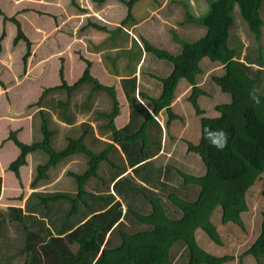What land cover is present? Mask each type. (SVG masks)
<instances>
[{
  "label": "trees",
  "instance_id": "16d2710c",
  "mask_svg": "<svg viewBox=\"0 0 264 264\" xmlns=\"http://www.w3.org/2000/svg\"><path fill=\"white\" fill-rule=\"evenodd\" d=\"M10 1L15 5L12 12L4 10L0 0V60L3 66L10 70L9 67L13 65L11 52L8 50L9 54L4 53V49L6 50V25L13 23L15 34L9 48L13 50V47L22 41L25 50L21 56V65L27 67V63L34 58L35 65L41 66L44 58L47 56L51 58L52 53L46 54L43 58L36 56L42 42H34L30 39L19 17V14L33 13L31 11L33 9H28V6L20 3L21 0ZM71 1L73 3V0ZM117 1L126 6V11L111 33H123L125 29L127 36L130 35V38L136 42L135 34L130 32V27L134 26L130 20L133 19L132 5L137 0ZM178 1H181L186 9L184 18L187 21L183 26L195 20L205 30L192 42L184 41L185 35L181 37L177 31L173 30L174 42L180 44V49L176 50V53L157 48L145 38L140 37L145 52L168 63V73L158 78V87H153L152 95L137 88L135 77L121 79L130 107L127 124L122 127L115 126L114 118L119 112L115 89L99 83L92 77L89 70L90 61L80 56L85 66L74 83L68 84L65 81L64 66L61 63L58 69L59 83L40 87V95L30 104L41 113V140L33 141L31 135L30 142H25L21 139H27V134L24 137L21 133L19 138L17 129L4 127L2 133L0 132V143L10 141L18 149L16 156L3 169L9 173L7 178V182H10L9 186L13 187V182L10 180L12 178V180L15 179L18 187V192L11 195L6 193L10 196L9 201L15 202L5 205H22L26 196L20 167L28 164V155L33 151H44L47 159L43 164L36 165V175L32 181H29L30 188L35 186L37 180L46 176L47 168L72 153L82 152L81 157L87 160V166L82 173L66 171L76 184L77 193L74 197L66 193L55 192L43 195L36 193L37 197L45 203V207L47 202L54 200L68 199L70 202L65 203L63 221L54 209L46 207L41 210V213L62 236L49 237L44 242L41 239L46 236L40 233L41 225L36 233L29 229L26 231L28 252L29 249H35L33 244H37L39 240L45 243L41 246V248L44 247V262L38 260L37 256L31 255L28 264H45L48 261L58 262L57 264H91L97 253H99L98 257L93 264H176V258L179 256H175V252L171 250L175 244L179 243L186 249L187 256L182 263L177 264H223L237 255L235 252L214 254L205 251L199 247L194 235L198 233V230H203L211 241L222 245L223 241L216 228L218 226L210 221V215L217 207L220 209L222 223L231 221L243 229L240 213L247 207L245 192L254 183L256 177L264 173V92L259 93L255 89L257 82L261 81L260 74L264 75V69L261 68L264 66L261 43L264 0H208L205 11L197 16L188 10L187 2ZM170 2L169 0L170 10L172 7H178L170 6ZM262 6L263 10H260ZM236 8L248 30L253 34V40L257 45L258 55L255 62L260 67L255 70L250 64L252 61L239 60L240 49L236 45H230V40H233L230 30L235 19L233 11ZM174 11L175 9L173 13ZM87 24L97 30L109 31L103 25L90 21ZM135 52L134 54L139 57L141 48ZM204 58H207L210 63L208 68H213L216 64V68L223 70L221 74L213 75L211 78L216 87L228 94L230 99L228 102L215 106L218 115L199 117V139L197 143H193V140L185 138L182 134L172 132L173 122L183 118V115L174 112L171 102L175 96L174 90L178 81L184 78L190 84L187 99L194 107L196 114L203 113L198 96L204 91L196 84V77L198 78L202 73L203 68L199 62ZM38 59H42V62H38ZM26 71H23L24 75ZM11 74H15L12 76L13 80L18 79L16 68ZM25 80H28L27 75L20 84L14 81L13 87L8 85L10 81L4 82L6 84L4 87L3 81L0 80V93L5 96V100L0 103L7 101L12 104L14 99H11L10 91L22 85ZM84 83H90L93 90L106 92L111 101V108L108 111L95 110L89 96L84 101L73 100V103L70 100V93ZM47 92H52L51 95L62 94L60 99L54 96L55 98L47 103L48 108L55 109L56 114L61 116L60 119L71 121L72 118L68 117L69 108L74 109V118L78 117L77 113H89L96 119V131L106 135L110 141H104L93 135L91 125L82 123L77 127L80 130L79 136L68 137L63 149H54L50 142L54 129L47 127L45 116L39 107V104L42 106L41 99ZM23 110L25 111L17 115L22 117L17 119V122L27 119L28 109ZM205 128L225 131L227 142L222 150L209 145L203 134ZM84 136L89 143L83 142ZM179 153L184 157H189V153L199 155L204 173L197 176L189 173L191 168L187 167L182 159L179 165H176ZM147 164H152L153 169H149ZM180 166L186 167L188 171L179 169ZM177 175L179 180L175 179ZM1 180L0 176L2 184ZM111 181L116 195L107 192ZM84 184L101 187V191L106 193L98 192L94 195L88 192L89 196L84 199L85 197H82L86 194ZM187 184L198 187L194 198L190 197L191 190L184 188ZM262 192L264 193V186ZM17 201L22 202L17 203ZM100 208L103 210L97 211ZM15 210L19 211V208L0 206V219L3 216L11 217ZM122 210H124L123 213ZM78 212H81V216L76 222L77 226L72 227L75 221L70 217ZM84 217H86L85 220H83ZM44 231L49 232L47 228ZM107 233L108 236L104 240ZM237 238L233 236L228 241L232 243L237 241ZM248 254L252 255L258 264L264 260V211L261 213L260 232L255 235L248 247L239 251L237 258L241 260Z\"/></svg>",
  "mask_w": 264,
  "mask_h": 264
},
{
  "label": "rangeland",
  "instance_id": "374dc122",
  "mask_svg": "<svg viewBox=\"0 0 264 264\" xmlns=\"http://www.w3.org/2000/svg\"><path fill=\"white\" fill-rule=\"evenodd\" d=\"M64 1L65 0H21V2H20V3H23V5L28 6V9H33V10H31L33 13H28V15L19 14V17H21V21H22V24L25 28L26 33L30 35L29 36L30 39L33 40L34 42H36L43 37V33H47V38L38 47V50L36 52V56L37 57L42 56V58H43L46 54H49V53H52V56H51V58H50V56L49 57L47 56L46 58H44L41 66L35 65L36 59H34V58H31L29 63H27V67H26V65H21V56L25 50V45L22 41H20L16 46L13 47V50H11V47L9 48L12 37L15 34V25L13 23H7V25H6L7 39L5 42L6 50L4 49V53H7L8 50H9V52H11L13 65H12V67H9L10 68V70H9V69L5 68V66H3L2 61L0 60V80H3L4 87H6L5 83H8L9 81L10 82L8 83V85L10 87H13L15 85V83L20 84L22 82L21 80L24 78L25 75H27V77H28V80H25V82L22 85L17 86V89H15V90L12 89L10 91V96H11V99H14V100H12V102H13V105H15L16 109H28V107H25V106L28 105L29 102H32L38 98V96L40 95L39 94V88L40 87L55 85L59 82V76H58L59 65L61 63H64L65 59H68V62H69V64L67 65V68L70 67V73H69L68 77L71 80H73L76 76H78L82 66L85 64L84 61L81 58H79L80 56L84 59H90L91 61H93V59H94L95 60L94 69H96L95 66L98 65V62L100 63V59H99V52H95V51L105 48V46H104L105 43H102V42L105 40H108V37L106 36V34H103L99 31H94V30L90 29L86 20L88 19L91 22L92 21L95 22L96 24H99V25L101 24V25L105 26L107 29L108 28L113 29L115 27V25H118V23L120 22V20L124 16V14H122V15L119 14L120 8L118 5V2L116 1V3L109 4L108 7L104 8V9H100L97 16H87V17L81 16V18L79 16H70L69 18H67L65 20L64 28L66 27L67 23L70 22L69 24L71 25L72 21L77 22L80 19L81 23L83 24V27H87L85 29L88 31V33L85 34L86 39H92L94 42H98L99 45L101 44L98 47L99 49H94L93 46H91L92 43H94V42H90L89 49L91 51L87 50V51L82 52L81 51L82 49L79 45V41L78 42H76V41L72 42V39L73 38H79L81 36V33L84 31H82V32L79 30L74 31V34L72 35V37L69 38V36L67 37L65 33H61V32H58V31L53 29L54 24H55L54 21L56 22L55 16L59 15L61 12H63L62 8L67 6L66 2L64 4ZM88 1L89 0H81V2H83V3L88 2ZM160 1H162V0H160ZM160 1L159 0H140L139 7L135 8L134 11H132V12L135 15L144 14V16H146V14L148 13L147 7L151 3L158 4ZM170 1H171L170 6L175 5L178 7H176V8L172 7L171 8L172 10L175 9V11H174V13H172L170 15L169 18L173 22L175 20H182V23L184 24V22L187 21V19L184 18V15H186L185 14V12H186L185 6L183 5V3L181 1H178V0H170ZM182 1L188 2V0H182ZM81 2H79V3H81ZM192 2H193V0H192ZM207 2H208V0H202V6L198 10L199 14L202 13L203 11H205L206 6H207ZM199 3H201V2H199ZM1 4H2L3 9L7 10L8 12H12L15 8V5L10 0H1ZM70 5H71V3H70ZM86 8H87L86 11L89 12V14L91 13L92 9H98L97 6H92L91 3L89 6H86ZM124 8L126 11V6ZM163 10H164V8L161 11H158L157 13H159V15L162 14V15L166 16V12L165 11L163 12ZM260 10H263V6L261 7ZM42 11L46 12L49 16L47 17V16L36 14L37 12H39V14H40ZM50 16H52V17H50ZM233 17L235 19L232 23L231 30H230L231 31V37L233 36V40L232 39L230 40V45H236L241 51V54H240L238 59L241 61L242 60L243 61H252L250 64L252 66V69L255 70V69L259 68L260 66H258L255 62L256 57L258 55V49H257V45L255 44V41L253 40V37H252L253 34H251L250 31L248 30L246 23L240 17V14H239L237 8L235 11H233ZM99 21H102L103 23L99 22ZM191 22H193V23H191ZM145 23H143V25H145ZM36 27H39V29H36ZM262 28L264 29V26ZM184 29H185V31L182 34V28L177 27V30H178L177 32L179 33V35L181 37H183L185 35L183 37L184 38L183 40L189 41V42L195 41L196 38H198L205 30V28L203 26H201L200 23H197L195 20L187 22L184 25ZM89 30H92V31H89ZM169 30L171 31V29H169ZM38 31H40V32H38ZM65 32L69 35L72 34L70 31H65ZM144 32H148V33H144V34L147 35L149 37V39H151L154 43L162 42L160 44V46H162V47H169L170 48V45L173 44V42H171V40L166 41L167 38L170 37L171 34H173V31L170 34H168L167 31L165 30V28H159L158 33L156 31H152L154 33H151L149 29H147V31H144ZM125 34L127 35V32L124 29L123 35H125ZM116 35L121 37L120 39L125 38V36H123L121 34V32L116 33ZM105 36L107 37L106 39H105ZM131 36H133V35H131ZM81 39L84 41L85 37H83ZM261 41H262L261 43L263 44L262 54L264 57V37L262 38ZM176 50L171 51V52L176 53L177 52ZM9 52L7 54H9ZM5 55L6 54H4V56ZM245 55H246V58H245ZM127 62L128 61H126V59L124 57L118 58V64H120L119 69L122 72H126L128 74L129 70L126 68ZM199 63L203 69H202V73L198 76V78L196 77V84L199 85V87H201V89H203V91H204V93H202L198 96L199 106H200V108L203 109V113L196 114L194 107L191 105L190 101L187 99V95L190 93V84L184 78H181L178 81L179 83H178V87L176 89V95L174 96V98L171 102V104H172L171 107L174 110V112L179 113V114L181 113L183 115V118L177 119L173 122L174 123L173 127H171L172 132L176 131V133L182 134L185 138H187L189 140H193V143H197L198 139H199V117L201 115H206V116L218 115V111L216 110L215 106L218 104H222L224 102H228L230 99L228 94H226L225 92H222L218 87H216L214 81L211 78L213 75L221 74L223 72V70H221L220 68H216V66H217L216 64L213 65L215 67L208 68V64H210V63L208 62L207 58H204ZM14 68L17 69V78H18L17 80L12 79L11 73L14 70ZM261 68L264 69V66ZM25 70H27L26 71L27 74L25 73V75H24L23 71H25ZM260 75L262 76L261 81L257 82V84L255 85V89L259 93H263L264 92V75H262V74H260ZM14 81H16V82L14 83ZM39 84H41V85H39ZM84 85H85V83L80 85V86H84ZM86 85L89 86V83H87ZM79 87H77V90H73L70 93L71 98L74 97L75 93L78 92ZM20 92H22V96H19ZM47 93H49V92H47ZM48 96L49 95H47L45 97L48 98ZM45 97H42V99H41L42 106H40V107H41V111H43V115L45 116V121L47 122V127L49 129H52L49 121L65 122V123H70V124L76 123L77 124L76 127H78L82 123H89L90 124L89 119H91V115L89 113H86L88 115L85 117L84 120L76 122L77 118L73 117L75 114L74 109H70V108L68 109V113H69L68 117L70 119L72 118L70 122L65 121L64 119H60L61 116H59L56 113L53 115L51 113L50 109L47 107L48 105L44 100ZM100 97H101L100 99L102 101V104L105 102V99L108 98L107 95H105L103 93L100 95ZM71 98H70V100L73 102V99H71ZM63 99H65V98L63 97ZM4 100H5V96L2 95V93H0V101H4ZM6 103H7V101L5 102L4 108H7ZM122 106H123V104H122ZM40 115H41V113L38 110H36L35 113L31 116V121H32L31 135H32L33 141H38V140H41V138H42V133L40 131V125H41ZM119 118H121V117L119 116ZM33 119L34 120H36V119L40 120V125L38 127H36L35 123L33 124ZM159 119L162 121L161 117H159ZM20 121H22V123L25 122L24 119L20 120ZM118 123H120V121ZM5 126L2 127V131H3ZM6 128L9 129L10 126H6ZM2 131H1V133H2ZM97 132H98V135H96V134H93V135L101 138L104 141H110L106 135H101V132H99V131H97ZM26 134L28 137V128H27V125L25 124L24 130H23V136L25 137ZM79 134H80V130H78L77 134H75L74 136H69V137L75 138V137L79 136ZM85 139H87V137H85ZM53 141H54V132L50 136V142H51L54 149L61 150L65 147V145L67 143V142H65L63 147H56L54 145ZM86 143H89V142L86 140ZM37 152L39 154H41V157L38 161H35L33 163L32 171L30 173L31 174L30 175V181H32L36 175V165L37 164H43L47 159V154L44 151L38 150ZM73 154H75V153H72L71 155H73ZM76 154H81V153L77 152ZM71 155H68L67 157H69V156L72 157ZM81 155L83 156V154H81ZM67 157H64V158H67ZM177 158H178L179 162L177 161L176 165H179L180 159H182L183 162L187 165V167L191 168L189 170V173H192L194 176L202 175L204 173L205 170L199 161V155H197L195 153H189V157L188 156L184 157L179 153L177 155ZM73 159H75L74 160L75 161V166H74L75 168H70V170H65V171H67V172L72 171V172H75L78 174L82 173L84 171L85 167L87 166V164L85 165V160L81 156L75 157ZM64 160L61 159L60 162H58L55 165H52L49 168H47V170L45 171L46 176L44 178H40L39 180H37L35 182V184H34L35 186H33L31 188L32 190L26 195V197H25V199H24V201L20 207L19 206H6V205L0 204V206H3V207L19 208V211L18 210L13 211V215L11 217L3 216V218H1L2 220L5 218H7V219L10 218V219H13L14 221L17 222L16 225L7 227L9 230L14 228L16 231H18V232L22 231L26 234V231L29 229L30 231H33L36 233V232H38V227L41 225L40 228L42 231L40 233L42 234V236H44V235L46 236L45 238L41 239V240H44V242L47 241L49 239V237H57V236L60 237V236H62V234H59L60 232H58L57 228L54 227L52 223H50L48 218L45 215H41V210L46 209V207L54 209L56 211L57 216L60 217L61 221H63L65 203H68L70 201L68 199L54 200V201L47 202L46 203L47 206L45 207V203H43L40 200V198L37 197L36 193H40L41 195L47 194V193H55V192L57 194L66 193V194L70 195L71 197H74L77 193L76 184H75L74 179L71 176H69V178L71 179V182L74 186L73 190L59 191V190H47V188L46 189L44 188L43 190H37L36 187H38L42 182H43L42 186L49 184L50 178H52V173H54V174L57 173L58 167H60V165L62 164V162ZM147 166L149 167V169H153L152 164H147ZM179 169L183 170L184 172L188 171V169L184 166H180ZM67 172H66V174H67ZM92 179H94V177H92ZM175 179L179 180V175H177V177ZM10 180L12 181V178H10ZM110 183H109L108 191H109V193L116 195L115 190L112 187H110ZM84 186L89 191H97V192L101 191V187H98V186L94 187L92 184H84ZM111 186H112V184H111ZM263 186H264V173L259 174L256 177L254 183L245 192V202H246L247 207H246L245 211L240 213L241 221H242L243 226H244L243 229L231 221L227 222V223H222L220 221V209H219V207L215 208L212 211V213L210 215V221H212V223L214 225H215V223L217 224L218 227H216V228H218V233H219L221 240L226 243L224 245L225 247L218 245V244L214 243L213 241H211V239L206 235V233L203 230L202 231L198 230V233L196 232V234L194 236L196 238V241H197L199 247L205 251H208L210 253L212 252L214 254H217V253L221 254L224 252L225 253H230V252L237 253V255L234 257V259L226 261V264H258V263H256V259H254V257L250 254L243 256L241 258V260H238L237 257H238L239 251L248 247L253 242L255 235H257L260 232L261 213L264 211V193L262 192ZM184 188L186 190H191L189 192L191 195L190 197L194 198L196 191L198 190V187L195 185H192V184L191 185L187 184V185H185ZM0 189H2L1 182H0ZM86 189H85V191H86ZM102 192H104V191H101L100 193H102ZM104 193H106V192H104ZM94 195H96V194L94 193ZM87 196H89V195H87ZM177 196H180V195L177 194ZM82 197L84 198V196H82ZM84 199H86V197ZM31 201H37L39 203V207L34 208L35 210H31L29 208V203ZM54 206H57V207L55 208ZM101 210H103V209L100 208V210H97V211H101ZM80 216H81V212H78V213H76L70 217L71 220L75 221V223L73 224L72 227L77 226L76 222L79 220ZM88 216H86V217H88ZM23 217L33 218L35 220V223H28V225H27L22 220ZM86 217H84L83 220H85ZM17 218H20V220H17ZM7 228L4 230L3 233H5ZM45 228L48 229V231H49L48 233H45V231H44ZM107 236H108V233L105 234L104 240L107 238ZM233 236L240 237L239 242H240L241 246H239V245L233 246V244L231 242H228V240H231ZM38 240L39 239H37V241ZM41 240H39L38 243L36 242L37 244H33L35 249H33V250L29 249V252H28V240L25 241L23 249H20V252L22 254L14 256L11 259V262L9 264H28V260H29V257L31 255L37 256V259L41 260V262L43 263L44 257H45L44 251H43L44 247L41 248V246L45 245V243ZM73 248H72V251H73ZM16 250L18 251V248L17 249L11 248V249L5 250V248L3 247V244L2 245L0 244V256H3V257L10 256L14 252H16ZM171 251L175 252L174 253L175 256H177V257L179 256L178 257L179 259L176 258V261H175L176 264L178 262L182 263L183 260L186 259V256H187L186 249L184 248V246L180 245V243L177 245L175 244ZM6 252H10V254L6 255L5 254ZM98 254L99 253H97V255L93 258L91 264H93V262L97 259ZM57 263L58 262H55V261H48L45 264H57ZM261 264H264V260H263V262L261 261Z\"/></svg>",
  "mask_w": 264,
  "mask_h": 264
},
{
  "label": "crops",
  "instance_id": "0c3cea01",
  "mask_svg": "<svg viewBox=\"0 0 264 264\" xmlns=\"http://www.w3.org/2000/svg\"><path fill=\"white\" fill-rule=\"evenodd\" d=\"M116 1L117 0H102V1L89 0L88 2L83 3V2H81V0H73V3H72L71 0H65L64 4L66 2L67 6L62 8L63 12H61L59 15L55 16L56 22L54 21L55 24H54L53 29L58 31V32H61V33H65V31H70L72 33L71 35L66 34V36L67 37L69 36V38L72 37V35L74 34V31H78V30L81 32L84 31L81 33V36L79 38H73L72 42L73 41H76V42L79 41V45L82 49L81 50L82 52L87 51V50L91 51L89 49V45H90V42H94V41L92 39H86L85 34H87L88 31L85 29L87 27L81 28L83 26V24L81 23V21L79 19L77 22L72 21L71 25L69 24L70 22L67 23L66 27L64 28L65 20L67 18H69L70 16H79L80 18H81V16L82 17L97 16L100 9H104V8L108 7L109 4L116 3ZM79 2H81V3H79ZM199 2H201V3H199ZM70 3H71V5H70ZM90 3L92 6H97L98 9H92L91 13L89 14V12L86 11V9H87L86 6H89ZM139 4H140V0L135 1V3L132 5L131 12L134 11L135 8H138ZM186 4H187V8L191 12V14H193L195 16L199 15L198 10L202 6V0H194V2H192V0H188V2ZM118 5L120 8V11H119L120 13L119 12L118 13L121 15L125 14V8H124L125 5H123L119 2H118ZM79 8H82L83 10H80ZM163 8H164L163 12L164 11L166 12V16H164L162 14L159 15V13H157L158 11H161ZM147 9H148V13L146 14V16H144V14L135 15L132 12L133 19L130 20V23H132L134 26L130 27L131 28L130 32L132 34L134 32L136 33V34L135 33L134 34H135L138 42L137 41L135 42L134 40H132L130 38V36L123 35V33H121V34L123 36H125V38L120 39L121 37H119L115 33L114 34L111 33L112 29H110V28H108L109 31L105 32L102 30H97L94 27H92L91 25L89 26L90 29H92L94 31H99L103 34H106V36L108 37V40H105L102 42V43H105V45H104L105 48L95 51V52H99V59H100V63L98 62V65L95 66L96 69H94L95 60L94 59H93V61H91L90 59H87V60H89L91 63L89 70H90L92 77H94L99 83H101L105 86H112L115 89L116 96H117L118 103H119V112L114 118V123H115L116 127H122L125 124H127V122L129 121L130 107L128 106V101L126 99V96H125L123 88H122V84H121L122 80L121 79L135 77L137 88H140L145 93L147 92L148 95H152L153 87L154 86L158 87V81H159L158 78H161L163 74L168 73V63L163 59H158V58L148 54V52H145V50H143V46H142V43L140 41V37L145 38L148 42H150L155 47L162 48V49L168 50L170 52L175 51L176 49L177 50L180 49V44L174 42L172 34L166 40V41L171 40V42H173V44H171L170 48H169V47L160 46V44L162 42H158L159 44L154 43L151 39H149V37L147 35L144 34V33H148V32H144V31H147V29H149L151 33H154L152 31H156L158 33L159 28H165L167 33L170 34L173 30L178 31L177 27L182 28V33H184V31H185L182 22H178V20H175L173 22L169 18L170 15L173 13V10L172 9L170 10V7H169V0H162L158 4H155V5L153 3H151L147 7ZM36 14L47 16V17L49 16L44 11H42L40 14H39V12H37ZM50 17H52V16H50ZM88 21H90V20L87 19L86 22H88ZM99 22H102V21H99ZM92 23H95V22L92 21ZM143 23H145V25H143ZM169 29H171V31ZM92 30H89V31H92ZM106 36H105V39L107 38ZM83 37H85L84 41L81 39ZM263 37H264V29H263ZM46 38H47V33H43V37L40 40H38V42H43L46 40ZM100 45L98 44V42H94V43H92L91 46H93L94 49H99L98 47ZM139 48H141V52H140L141 54H138V55H140L138 57L137 54H134V53H136L135 51L138 50ZM119 57H121V58L124 57L126 59V61H128L127 67H126L129 70L128 74L126 72H122L119 69V67H120L119 66L120 64H118V58ZM37 61L42 62V59H38ZM68 64H69L68 59H65L64 63H63V66H64V72H63L64 75L63 76H64L65 81L68 84H72L81 75L85 64L82 66L78 76H76L74 79L72 78L74 81L68 77V75L70 73V67L67 68ZM13 75H15V74H12V76ZM1 81H3V80H1ZM178 83H177L175 90H174L175 95H176V89L178 87ZM86 84L87 83H85L84 86H80L78 88V92L75 93L73 100L75 102H77L79 100L84 101L89 96L90 99L92 100L93 104H94L93 108L95 110H100V111H105V112L108 111L111 108V101L109 100V98H107V99H105V102L102 104V101L100 99L101 98L100 95L102 93L106 95V92L103 90H93L90 83H89V86H87ZM49 86H52V85H49ZM15 89H17V87H15L14 90ZM75 90H77V88ZM90 91H92V92H90ZM52 92H49L43 96V97H45V96L49 95L48 98L45 97V99H44L46 103H49L50 99L55 98L54 96H56L58 99H60V97L62 95L61 93L51 95ZM19 96H22V92L19 93ZM32 102L28 103V117L24 116L27 118V119H25L24 123L17 122V119L22 118V117L17 116V115H19V113H21L25 110L16 109L15 105H13V103L11 104V102L6 103L7 108H4L5 107L4 102L0 103V106H1V109H0V132L2 131L3 126H5V125L10 126V129H14V130L17 129V134L20 138V134L23 133V130H24V127L26 124L27 128H28V138L27 139H21V140H23L25 142H30V140H31V132L30 131H31V124H32L31 115L36 110V107H34L33 105H30V104H32ZM51 103H52V101H51ZM122 104H123V106H122ZM40 106L41 105L39 104V107ZM49 109L53 115L56 113L54 111L55 109H53V108H49ZM87 115L88 114H86V113H81V112L77 113L78 117L76 119V122L84 120ZM119 116L121 118H119ZM119 121H120V123H118ZM89 122L91 125L92 133L98 135V132L96 131V129H97L96 119L91 117V119H89ZM34 123L36 124V127H38L40 125V120L39 119H36V120L33 119V124ZM49 123H50L51 128L54 129V141H53V143L56 147H63L66 140L68 139V137L74 136L78 132V128L76 127V125H77L76 123L70 124V123H65V122H54V121H49ZM6 126H5V128H6ZM83 142L86 143L85 136L83 137ZM17 152H18V149L10 141H2L0 143V176L2 177V189H1V196L2 197L0 196V204L1 205H5L7 203L15 202V201H9V199H10L9 195L18 192L17 183H16L15 179H13L12 180L13 187L11 188L9 186L10 182H7V178L9 176L8 175L9 173L5 172L3 169L8 164V162L16 156ZM80 153L83 154L82 152H80ZM81 154H76V153L73 155L70 154L72 157L69 156L70 158L69 157L62 158V160H64V159L65 160L62 162L60 167H58L57 173L56 174L52 173V178H50L49 184H46L47 186L46 185L42 186V183H43L42 182L38 187H36V189L37 190H43L44 188L45 189L47 188V190H59V191L73 190L74 186L71 182V179L69 178L68 173L66 174L65 170H70V168H75L74 167L75 166V161H74L75 159H73V158L82 156ZM40 157H41V154H39L35 150L30 155H28V164L20 167V174H21V178H22V183H23V186L25 187L24 188V193H25L24 195L25 196L32 190L29 186L30 175H31L30 173L32 171L33 163L35 161H38L40 159ZM60 161H58V162H60ZM86 161L87 160H85V165H86ZM26 175H27V177H26ZM24 176H25V178H24ZM91 177H93V176H91ZM111 184H113L112 181L110 183V187H112ZM84 188L86 189L85 186H84ZM8 191H12V192H8ZM86 191H87L86 194H83L82 196L86 197L88 195V192L98 194L97 191H89L87 189H86ZM107 192H109V191H107ZM6 193L9 195H7ZM25 196H23V198ZM21 202L22 201H17V203H21ZM6 206H16V205H6ZM38 207H39V203L37 201H31L29 203V208L31 210H35L34 208H38ZM123 212H124V210H122V213ZM41 215H44V214L41 213ZM22 220L27 225H28V223H35V220L33 218H29V217L28 218L23 217ZM16 224H17V222L14 221L13 219H10V218H8V219L5 218L3 220L2 219L0 220V244L1 245L3 244V247L5 248V250L11 249V248L12 249L18 248V251L16 250V252H14L10 256H6V257L0 256V264H9L11 262V259L14 256L22 254L20 252V249H23V247H24V242L26 241V234L22 231L18 232L14 228H12L11 230H9L7 228L9 226H14ZM6 228H7V230L5 231V233H3ZM239 240H240V237L237 238V241H233L232 243L235 244L236 246H238V245L240 246ZM225 244L226 243L223 241L221 246L224 247ZM5 254L9 255L10 252H6ZM223 264H226V262H224Z\"/></svg>",
  "mask_w": 264,
  "mask_h": 264
},
{
  "label": "clouds",
  "instance_id": "9594fccd",
  "mask_svg": "<svg viewBox=\"0 0 264 264\" xmlns=\"http://www.w3.org/2000/svg\"><path fill=\"white\" fill-rule=\"evenodd\" d=\"M204 138L208 141L209 145L217 150H222L227 142V134L222 129L209 130L204 129Z\"/></svg>",
  "mask_w": 264,
  "mask_h": 264
}]
</instances>
